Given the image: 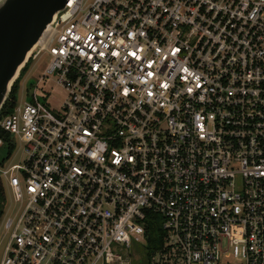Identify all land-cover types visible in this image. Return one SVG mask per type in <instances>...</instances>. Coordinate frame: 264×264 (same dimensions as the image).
Wrapping results in <instances>:
<instances>
[{"label":"built area","instance_id":"2783aa9c","mask_svg":"<svg viewBox=\"0 0 264 264\" xmlns=\"http://www.w3.org/2000/svg\"><path fill=\"white\" fill-rule=\"evenodd\" d=\"M44 56L0 118V264H264V0H69Z\"/></svg>","mask_w":264,"mask_h":264},{"label":"water","instance_id":"95a60500","mask_svg":"<svg viewBox=\"0 0 264 264\" xmlns=\"http://www.w3.org/2000/svg\"><path fill=\"white\" fill-rule=\"evenodd\" d=\"M69 0H0V116Z\"/></svg>","mask_w":264,"mask_h":264},{"label":"rangeland","instance_id":"374dc122","mask_svg":"<svg viewBox=\"0 0 264 264\" xmlns=\"http://www.w3.org/2000/svg\"><path fill=\"white\" fill-rule=\"evenodd\" d=\"M49 58L48 56L42 57L38 61H31L28 69L24 73L23 77L20 80V83L18 85L17 90V99L20 106H24L27 102L26 94L27 92L37 85V83L40 81V79L43 76V73L45 71L46 66L48 65ZM56 76L53 77L51 80H46L45 83L40 84L38 86V95L40 98V101L48 107L50 110H53L55 113L57 111H60L66 101L67 94L63 88L58 86L56 84ZM43 92L47 95V97L43 96ZM14 100V99H13ZM9 155V148L8 145H4L0 147V162L3 159H7ZM18 158L13 159V156L10 158V162L15 163L17 162ZM1 164V163H0ZM8 162L6 163V165ZM6 198L8 205L11 207L7 211V206L4 209V214L2 216V219L0 221V261L2 259L4 247H5V230L3 228V220L7 215H10L14 210V203H13V196L10 190H5ZM138 251H143L142 246H136ZM136 249V250H137Z\"/></svg>","mask_w":264,"mask_h":264},{"label":"trees","instance_id":"16d2710c","mask_svg":"<svg viewBox=\"0 0 264 264\" xmlns=\"http://www.w3.org/2000/svg\"><path fill=\"white\" fill-rule=\"evenodd\" d=\"M28 66L29 65H27L25 70H23L21 78L23 77L24 73L28 69ZM21 78L17 81V83L13 87V91L10 97L11 100L16 98L18 85L20 83ZM13 107L14 105L10 103V101L7 102L6 106L4 107L1 113L0 118L3 115H6L7 113L11 112ZM0 138L5 139V140L8 139V135L1 128H0ZM0 163L2 164V161ZM6 205H7V198L5 194V189L0 179V221L4 214V209L6 208ZM146 229H147V236H148L146 252L149 254L161 248L164 245L165 233L161 227V218L155 214L150 215Z\"/></svg>","mask_w":264,"mask_h":264},{"label":"crops","instance_id":"0c3cea01","mask_svg":"<svg viewBox=\"0 0 264 264\" xmlns=\"http://www.w3.org/2000/svg\"><path fill=\"white\" fill-rule=\"evenodd\" d=\"M2 260V259H1ZM0 263H1V261H0Z\"/></svg>","mask_w":264,"mask_h":264}]
</instances>
